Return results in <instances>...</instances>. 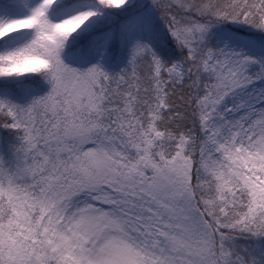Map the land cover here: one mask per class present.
Segmentation results:
<instances>
[{
    "label": "snow or ice",
    "instance_id": "1",
    "mask_svg": "<svg viewBox=\"0 0 264 264\" xmlns=\"http://www.w3.org/2000/svg\"><path fill=\"white\" fill-rule=\"evenodd\" d=\"M0 264H264V0H0Z\"/></svg>",
    "mask_w": 264,
    "mask_h": 264
}]
</instances>
